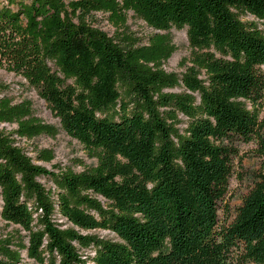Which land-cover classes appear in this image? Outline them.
<instances>
[{"label": "trees", "instance_id": "1", "mask_svg": "<svg viewBox=\"0 0 264 264\" xmlns=\"http://www.w3.org/2000/svg\"><path fill=\"white\" fill-rule=\"evenodd\" d=\"M96 12L122 38L92 26ZM130 12L186 28L190 66L168 72L171 35L142 44L124 32ZM263 67L264 0H0V68L60 121L0 83V126H14L0 127V217L20 228L0 230V264L23 251L33 264H264V173L231 221L219 214L235 144L264 152ZM62 131L96 165L50 170L36 160L52 149L19 145Z\"/></svg>", "mask_w": 264, "mask_h": 264}, {"label": "rangeland", "instance_id": "2", "mask_svg": "<svg viewBox=\"0 0 264 264\" xmlns=\"http://www.w3.org/2000/svg\"><path fill=\"white\" fill-rule=\"evenodd\" d=\"M249 19L252 20L253 18L249 17ZM89 22L92 26L105 31L111 37L118 39L122 38L121 32L123 29L120 30L121 32L118 31V28L110 20L109 15L104 12L94 13L93 16L89 18ZM126 25L127 28L124 32L133 35L135 38L141 39V43L145 45L149 44L148 37L151 35H162L166 33L171 35L173 43L177 46V51L165 65L168 72H184V64L186 61H188L187 64L190 66L191 63L189 62V59L192 54L186 28H172L167 32L155 31L142 19L134 16L132 12L128 14ZM262 69L264 71V67ZM0 83L10 85L12 92L18 99L17 101L21 98L31 100L34 104L37 115L46 123L54 125L60 129L59 119L54 115L46 101H44L35 90L30 89L27 81L23 77L16 75L14 72H10L5 68H0ZM168 91L179 92L181 91V88H173ZM183 119L185 120V118ZM0 127H6L7 131H11L14 128V126L5 124ZM35 144L39 145V149H52L54 151L55 159L51 162H44L36 160L37 152L32 150V148L27 149V153L34 157L37 163L50 170L53 165H59L63 168L70 166L73 167L75 171L80 172L84 170L85 167L96 165V159L91 158L88 155L84 146L63 131L60 132L56 138L41 137L35 143H19V145L24 148L33 147ZM235 146L239 150V154L234 161L233 173L229 180L228 192L219 204V214L222 222L231 221L235 217L239 206L242 204L243 198L249 193L259 176L264 173V152H261L262 150L257 142H237ZM78 161H82V164ZM6 228L7 224L3 222L0 217V230ZM18 230H20V228L14 225L6 229V231L10 233H17ZM6 231L0 232L6 233ZM95 233L101 235L109 234L106 231H97ZM19 234L24 235L25 233L20 231ZM22 258V264H33V261L27 257L25 251L22 252Z\"/></svg>", "mask_w": 264, "mask_h": 264}]
</instances>
